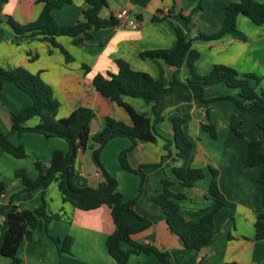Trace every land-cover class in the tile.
<instances>
[{
	"label": "crops",
	"instance_id": "obj_1",
	"mask_svg": "<svg viewBox=\"0 0 264 264\" xmlns=\"http://www.w3.org/2000/svg\"><path fill=\"white\" fill-rule=\"evenodd\" d=\"M231 1L237 0H106L107 5L100 10V17L109 18L114 12L127 9L129 17L139 22V27L131 29L117 21L113 26L92 30L89 39L78 43H73L68 36L56 37L70 56L69 61L57 47L38 39L19 37L9 25L7 28L4 22H0V67H23L38 73L52 87L59 102L58 118L68 115L78 106L91 108L94 117L89 125V135L92 136L102 128L106 116L130 124L122 107L95 90L92 85L95 74L117 72L116 60L123 59L132 69L147 72L154 78L163 69L167 81L174 77L184 83L189 76L185 61L175 68L165 64L163 59L154 62L143 58L140 52L170 48L176 40L177 29L188 32L190 37L195 36L197 28L217 29L223 18V7ZM258 1L264 3V0ZM36 2L39 8L30 6L21 14V20L16 18L15 21L19 24L33 21L42 8V2ZM72 2L74 7L69 6ZM83 4L84 0H71L64 4L66 8H58L61 14L59 22L55 16L54 20L59 24L75 22L82 17L80 8ZM198 4L200 9L193 14V27L189 29L181 14L187 15ZM169 8H172V13H167ZM8 14L11 18L14 16ZM236 26L241 38L224 34L217 40H192L191 47L198 53L193 62L194 71L199 75L207 74L215 64H223L234 68L239 75L255 74L261 79L260 92L264 97V22L256 25L240 14L236 17ZM236 92V89L221 83L205 86L202 93L181 84L174 85L158 100L156 110L162 119L154 125L156 141L139 140L127 154L129 165L140 167L146 178L132 208L150 221L147 227L133 233L132 239L166 249L169 264H264V237H254L256 216L264 214L259 182L262 168L244 164L250 140H259L264 151V118L261 113L244 111L226 99L211 100ZM124 100L136 111L152 118L151 104L128 96ZM30 103V96L13 82H2L0 129L12 144L23 147L25 156L17 158L0 149V236L3 207L22 187L14 172L25 169L34 178L37 175L36 161L48 165L54 150L66 153L69 149L67 141L59 136L46 137L39 132L11 130V114ZM174 117L183 119L184 131L190 139L196 140L191 159L193 165H190L204 170V177L191 187L180 183L171 185L173 193L185 195L183 199H175L180 212L186 219L196 221L203 210L212 206L213 201L208 194L212 178L209 168L217 170L216 183L225 199L223 207L214 215L215 233L210 243L199 250L185 249L179 237L168 229L161 210L147 199L151 191L162 190V178L174 179L173 161L164 157L167 153L164 144L173 136ZM38 121V116H32L23 125L34 126ZM203 125L212 127L215 137ZM235 130L242 135L236 134ZM131 145L128 137L116 136L104 144L99 154L102 167L117 180L123 200L134 198L139 191V174L122 169L118 162L119 153ZM169 150L174 155L176 149L172 144ZM73 166L76 173L72 183L75 186H98L101 175L89 148L76 154ZM42 199L46 212H58L61 218L51 219L45 228L32 229L31 237L23 239L17 248L16 264H117L106 248V239L114 227L108 206L101 205L92 210L75 208L62 201L55 181L44 191L36 188L30 199L13 198V203L19 208L32 210L42 204ZM124 220L133 227L142 224L129 213L124 215ZM66 236H70L72 242L64 251L61 247ZM124 248L128 245L124 244ZM0 264H12V259L0 255ZM127 264L161 263L153 254L139 253L131 254Z\"/></svg>",
	"mask_w": 264,
	"mask_h": 264
},
{
	"label": "trees",
	"instance_id": "obj_2",
	"mask_svg": "<svg viewBox=\"0 0 264 264\" xmlns=\"http://www.w3.org/2000/svg\"><path fill=\"white\" fill-rule=\"evenodd\" d=\"M38 1L42 2V8L33 21L27 24H19L14 22L11 17H8L7 21L19 37L38 39L45 41L52 47H57L65 56L66 61L70 60V56L56 40V37L68 36L73 43H78L89 39L92 30L113 26L117 23L112 15L109 18H102L99 15L100 10L107 5L106 0H84V4L80 8L82 17L71 24H59L51 14L53 9L61 8L64 4L70 3L71 0ZM172 8H169L167 13H172ZM199 9L200 5L198 4L187 15L181 14L189 29L193 27L192 16ZM240 14L256 25H261L264 22V3L258 0L228 2L223 7V18L217 29L208 31L197 28L194 37H190L186 31L177 29L176 40L170 48L140 52L139 55L143 58L147 57L154 62L163 59L165 64L175 68L180 67L182 62L185 61L189 76L184 83L179 82L174 77L167 81L163 69H160L158 77L154 78L147 72L132 69L129 63L123 59L116 60L117 72L95 74L92 78V85L95 90L122 107L130 119V124L106 116L102 128L92 136L89 135V125L94 117L91 108L78 106L68 115L58 118L56 113L59 102L54 96L52 87L45 83L38 73H32L23 67H0V91L2 82L8 80L26 92L31 98L30 104L17 113L11 114V130L39 132L46 137L59 136L64 138L69 146L66 153L61 150H54L48 165L36 161L34 166L37 175L34 178H31L25 169H18L14 172L22 187L10 196L2 210L0 255L11 258L12 264H16L18 262L16 257L17 248L23 239L31 237L32 229L45 228L51 219L61 218L58 212H46L44 199H42L40 206L32 210L19 208L13 203V198L16 200L30 199L36 188H41L44 191L51 182L55 181L62 201L69 202L75 208L92 210L101 205L108 206L114 227L106 239V248L117 264H127L131 254L139 253L153 254L161 264H169L166 249L132 239V234L147 227L150 221L145 216L135 213L132 208L144 188L146 178L140 167L132 168L129 165L127 154L139 140L156 141L154 125L162 119L156 110L158 100L161 94L172 90L176 84L199 90L202 93L205 86L221 83L228 88L236 89V94L221 95L211 100L231 99L242 110L261 113L264 118L263 93H258L255 90L260 80L259 76L255 74L239 75L234 68L223 64H215L207 74L202 75L196 74L193 68V62L198 53L191 47L192 40H217L224 34L241 38L242 34L236 28V17ZM152 19L155 20L156 17ZM85 69L88 68L85 67ZM126 96L139 98L147 104H151L152 118L146 113L136 111L130 103L124 100ZM32 116L39 117L38 123L34 126H24V122ZM182 122V118L174 117L172 125L173 140H166L164 144V150L167 152L164 157H170L173 162L176 160L181 162L180 165H173L172 167L174 179L162 178L160 180L162 190L160 192L151 191L147 199L161 210L168 229L179 237L185 249L199 250L210 243L215 233L214 215L223 207L225 199L216 183L217 170L209 168L212 178L208 186V194L212 198V206L203 210L202 215L196 221L186 219L180 212L175 199H183L185 195L173 193L170 190L171 185L180 183L183 186L191 187L197 180L204 177L202 168L190 165V159L194 153V143L181 129ZM203 128L212 137H215V131L212 127L203 125ZM235 132L242 135L237 130ZM116 136H125L132 141L130 148L123 149L118 155L120 167L140 176L138 194L130 200H123L117 188V180L102 167L99 159L104 144ZM172 143L176 149L174 155L169 150V145ZM86 148L91 150L92 160L101 175V181L94 188L77 187L72 183V177L76 173L73 166L74 159L78 152L84 151ZM0 149L17 158L25 156L23 147L12 144L1 129ZM244 164L245 166H261L259 182L262 186V202L264 204V151L259 140L252 139L248 142ZM126 213L134 215L142 224L139 227L127 224L124 220ZM254 227V237L256 239L263 238L264 214H257ZM71 242V237L66 236L63 239L61 248L67 251ZM124 244L128 245V248H124ZM221 264L238 263L224 262Z\"/></svg>",
	"mask_w": 264,
	"mask_h": 264
},
{
	"label": "rangeland",
	"instance_id": "obj_3",
	"mask_svg": "<svg viewBox=\"0 0 264 264\" xmlns=\"http://www.w3.org/2000/svg\"><path fill=\"white\" fill-rule=\"evenodd\" d=\"M36 1H38V0H5V1L0 0V22H4L7 28H8V25H9V27L13 30L12 25L9 24L8 21H7V18L10 17V16H8L9 15L8 12L14 15V16H12V20L14 22H16L15 21L16 18H18V19L21 20V18H20L21 17V14L25 13L26 10H28V8H30V6H37V8H39V3L36 2ZM74 5H75L74 2H72L69 6L70 7H74ZM66 7L67 6L63 5V8H66ZM59 12H60V9H54L51 12L52 16H55V19L57 21H58L59 17H61V14ZM236 28L240 32V30L238 29L237 26H236ZM260 87H261V82H258V85L255 87V90L258 93H260ZM226 100L230 101L231 104L236 105L231 99H226ZM183 123L184 122L181 123V129L184 131V129H183ZM186 135L188 136L187 133H186ZM171 140H173V136L171 137ZM190 140L193 141L194 148H195V146H196V140H194V139H190ZM172 145L175 148V146H174L173 143H172ZM191 159H192V157H191ZM191 159H190V163L192 164ZM180 163L181 162H179L178 160H176V161L173 162V165H180Z\"/></svg>",
	"mask_w": 264,
	"mask_h": 264
},
{
	"label": "built area",
	"instance_id": "obj_4",
	"mask_svg": "<svg viewBox=\"0 0 264 264\" xmlns=\"http://www.w3.org/2000/svg\"><path fill=\"white\" fill-rule=\"evenodd\" d=\"M117 21L121 22L125 26L131 29H137L139 27V22L135 18L129 17V12L127 9L116 11L112 15Z\"/></svg>",
	"mask_w": 264,
	"mask_h": 264
}]
</instances>
